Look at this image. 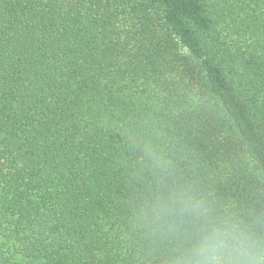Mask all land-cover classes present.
<instances>
[{"label": "trees", "instance_id": "1", "mask_svg": "<svg viewBox=\"0 0 264 264\" xmlns=\"http://www.w3.org/2000/svg\"><path fill=\"white\" fill-rule=\"evenodd\" d=\"M189 200L264 237V0H0V264H176Z\"/></svg>", "mask_w": 264, "mask_h": 264}, {"label": "clouds", "instance_id": "2", "mask_svg": "<svg viewBox=\"0 0 264 264\" xmlns=\"http://www.w3.org/2000/svg\"><path fill=\"white\" fill-rule=\"evenodd\" d=\"M149 155L152 149L146 146ZM181 212L197 215L204 221L195 243L176 264H264V237L236 219L212 223L203 201H181ZM170 211L161 206L158 218Z\"/></svg>", "mask_w": 264, "mask_h": 264}]
</instances>
